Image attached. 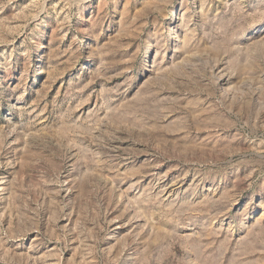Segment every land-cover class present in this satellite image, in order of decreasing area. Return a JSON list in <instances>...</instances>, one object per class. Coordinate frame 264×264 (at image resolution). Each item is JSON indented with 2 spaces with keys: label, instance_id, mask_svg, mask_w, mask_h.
Listing matches in <instances>:
<instances>
[{
  "label": "rangeland",
  "instance_id": "1",
  "mask_svg": "<svg viewBox=\"0 0 264 264\" xmlns=\"http://www.w3.org/2000/svg\"><path fill=\"white\" fill-rule=\"evenodd\" d=\"M0 264H264V0H0Z\"/></svg>",
  "mask_w": 264,
  "mask_h": 264
}]
</instances>
